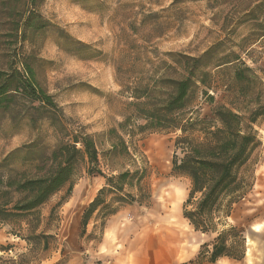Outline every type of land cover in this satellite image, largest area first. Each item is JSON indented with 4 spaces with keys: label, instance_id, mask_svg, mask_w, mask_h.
Wrapping results in <instances>:
<instances>
[{
    "label": "rangeland",
    "instance_id": "1",
    "mask_svg": "<svg viewBox=\"0 0 264 264\" xmlns=\"http://www.w3.org/2000/svg\"><path fill=\"white\" fill-rule=\"evenodd\" d=\"M259 1L41 0L36 12L48 28L27 31L26 41L17 49L19 37L14 33L7 36L13 20L19 17L12 10L14 1L0 0V66L1 59H8L16 48L34 68L38 83L62 109L63 128L95 136L101 151L99 167L106 176L126 170L143 174L141 181L135 176L125 185V193L137 201L118 203L112 194L105 195L108 204L102 219L113 210L158 216L178 213L176 219L181 221L184 234L188 233L184 243L189 253H174L173 264H264V118L255 125L261 144L242 169L246 193L233 205L228 220L229 225L242 230L248 254L230 261L197 262L202 245L211 243L216 233L196 231L183 218L189 181L171 173L178 133L135 130L134 124L143 123L135 114V96L148 87L150 94L164 97L168 88L156 80L181 78L185 72L181 57H198L212 46H216L217 56L240 54L257 75L264 77V37L258 40L264 24L258 28L249 19L258 16L264 23L263 9L252 12ZM64 33L89 48L67 46L70 50H65L61 46L66 45ZM176 57L180 59L177 63L173 60ZM208 70L214 87L209 94L214 95L216 103L242 101L234 92L233 63L210 66ZM198 85L192 99L204 115L210 105L202 93L203 86ZM25 111L33 112L29 104L19 102L0 115V162L20 148L6 170L34 175L40 150L53 148L61 132L49 120L38 118L33 122ZM127 120L126 128H121ZM111 129L124 138L129 154L105 155L115 139L108 133ZM105 182L103 176L88 174L87 165L81 163L69 195L66 186L20 223L1 224L0 264H102L92 250L95 246L89 244V240L97 242L100 237L87 235L86 229L81 233V228L77 231L66 220L83 213ZM153 223L159 225L158 221ZM177 224L180 226V222ZM227 227L220 225L219 229ZM39 234L47 236L33 238ZM176 245L174 241L173 248ZM236 249L241 251L240 243ZM205 254L207 257L209 253Z\"/></svg>",
    "mask_w": 264,
    "mask_h": 264
},
{
    "label": "trees",
    "instance_id": "2",
    "mask_svg": "<svg viewBox=\"0 0 264 264\" xmlns=\"http://www.w3.org/2000/svg\"><path fill=\"white\" fill-rule=\"evenodd\" d=\"M10 1H14L12 10L19 17L13 20L7 36H13L14 33L19 37L18 49L26 41L27 31L47 29L48 25L40 20L36 12L41 0ZM257 9H263L264 12V0L256 3L252 12ZM249 19L254 20L253 25L258 28L264 24L258 16ZM64 34L66 45L61 46L65 50H70L67 46L71 49L74 46L89 48L87 44ZM261 37H264V30L258 40ZM16 48L12 49L8 59H1L0 115L8 112L15 104L25 102L34 113H24L30 114L33 122L38 118L49 120L61 132V136L53 148L40 150L34 175L27 171L12 173L6 170L20 148L10 152L0 162V225L20 223L23 217L36 211L66 186L69 195L77 178L78 167L85 163L88 174L103 176L106 182L83 211V233L96 211L105 212L107 193L112 194V199L118 203L137 201L132 194L125 193V185L131 183L135 176L138 182L141 181L143 174H139L138 170H126L114 176H106L99 167L101 151L95 136L69 132L63 128L60 119V115L64 117L62 109L54 97L38 83L34 68ZM70 52L73 53V50ZM215 52L216 46H212L198 57L183 55L181 58L184 60L182 65L185 72L181 78L156 80V83L168 88L164 97L150 94L148 87L143 90L142 96L136 95L138 101L135 103V114L143 123L134 124L135 130L139 132L178 133L174 141L171 173L189 181L183 218L196 231L217 233L211 243L202 245L196 257L197 262L210 263H215L221 257H244L245 238L242 230L231 225L220 230L219 226L225 225L233 205L246 193L242 169L261 144L255 125L264 118V77L257 75L256 69L247 65L240 54L232 53L230 58L229 55L217 56ZM169 55L176 56V53ZM173 60L177 63L180 59L176 57ZM230 63L234 65V82L237 86L235 95L243 99L229 104L216 103L214 95L209 94V90L214 87L208 69L210 66L216 68ZM198 83L203 86L202 93L210 105V111L204 115L200 114L192 99L195 89L199 87ZM128 122L121 123L120 127L126 128ZM108 133L114 134L115 139L111 148L104 152L105 155L129 154L124 138L115 129ZM24 158L34 159L29 156ZM40 236L47 235L39 234L33 238ZM238 243L242 247L239 252L236 251ZM206 251L209 253L207 257Z\"/></svg>",
    "mask_w": 264,
    "mask_h": 264
},
{
    "label": "crops",
    "instance_id": "3",
    "mask_svg": "<svg viewBox=\"0 0 264 264\" xmlns=\"http://www.w3.org/2000/svg\"><path fill=\"white\" fill-rule=\"evenodd\" d=\"M177 214L166 213L158 216L154 213L117 212L108 214L102 219L104 214L96 211L87 224L86 234L100 237L97 242H94V239L89 240V244L95 246L92 250L102 264H173L175 254L188 256L189 253L188 244L184 243L187 242L188 233L185 235L181 229L182 224L177 220L179 219ZM82 215L83 213L72 217V220H66V224H72L74 229L80 231ZM232 215L233 213L226 218V226H230L228 220ZM173 218L177 219L173 221ZM154 221L155 223L158 221L159 225H154ZM179 222L180 226L176 225ZM64 223L65 220L62 221L61 227ZM257 227L258 225L255 226ZM216 236L217 233L214 238ZM174 241L179 245L173 248ZM247 246L246 244L244 256L248 254ZM225 258L229 261L236 260L221 257L217 261Z\"/></svg>",
    "mask_w": 264,
    "mask_h": 264
}]
</instances>
